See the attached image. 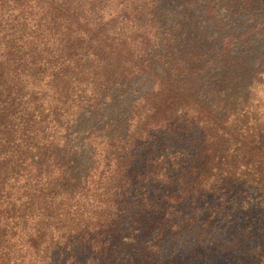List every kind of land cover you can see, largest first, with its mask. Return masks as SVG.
Wrapping results in <instances>:
<instances>
[{
    "label": "trees",
    "instance_id": "obj_1",
    "mask_svg": "<svg viewBox=\"0 0 264 264\" xmlns=\"http://www.w3.org/2000/svg\"><path fill=\"white\" fill-rule=\"evenodd\" d=\"M125 1L0 0V264H264V0Z\"/></svg>",
    "mask_w": 264,
    "mask_h": 264
},
{
    "label": "rangeland",
    "instance_id": "obj_2",
    "mask_svg": "<svg viewBox=\"0 0 264 264\" xmlns=\"http://www.w3.org/2000/svg\"><path fill=\"white\" fill-rule=\"evenodd\" d=\"M82 1L85 9L93 10L90 19L94 22L101 18L102 20L106 19H116L119 21V25L122 26L124 24L130 25V20L125 17V13L122 9V4L126 3L125 0H78ZM93 1L95 2L93 4ZM35 3V1H34ZM44 5H48L47 1L42 2ZM128 15V13H127ZM119 16V17H118ZM126 19L125 21H121L120 19ZM253 102H255V106L258 108L257 115L252 114V117H261L264 118V85L257 87V90L253 96ZM257 104V105H256Z\"/></svg>",
    "mask_w": 264,
    "mask_h": 264
}]
</instances>
